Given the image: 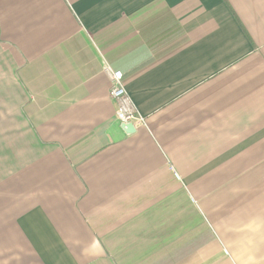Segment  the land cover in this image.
Returning a JSON list of instances; mask_svg holds the SVG:
<instances>
[{
    "label": "crops",
    "instance_id": "crops-1",
    "mask_svg": "<svg viewBox=\"0 0 264 264\" xmlns=\"http://www.w3.org/2000/svg\"><path fill=\"white\" fill-rule=\"evenodd\" d=\"M0 264H264V0H0Z\"/></svg>",
    "mask_w": 264,
    "mask_h": 264
},
{
    "label": "built area",
    "instance_id": "built-area-1",
    "mask_svg": "<svg viewBox=\"0 0 264 264\" xmlns=\"http://www.w3.org/2000/svg\"><path fill=\"white\" fill-rule=\"evenodd\" d=\"M111 88L110 98L117 104L116 117L120 124H132L136 129L146 125V119L139 113L128 94L122 72L114 71L108 64L104 66Z\"/></svg>",
    "mask_w": 264,
    "mask_h": 264
},
{
    "label": "water",
    "instance_id": "water-1",
    "mask_svg": "<svg viewBox=\"0 0 264 264\" xmlns=\"http://www.w3.org/2000/svg\"><path fill=\"white\" fill-rule=\"evenodd\" d=\"M121 127L126 134H133L136 132V128L132 124H122Z\"/></svg>",
    "mask_w": 264,
    "mask_h": 264
}]
</instances>
